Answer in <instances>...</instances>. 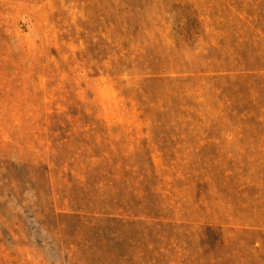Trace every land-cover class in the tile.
Instances as JSON below:
<instances>
[{"label":"rangeland","instance_id":"1","mask_svg":"<svg viewBox=\"0 0 264 264\" xmlns=\"http://www.w3.org/2000/svg\"><path fill=\"white\" fill-rule=\"evenodd\" d=\"M0 264H264V0H0Z\"/></svg>","mask_w":264,"mask_h":264}]
</instances>
